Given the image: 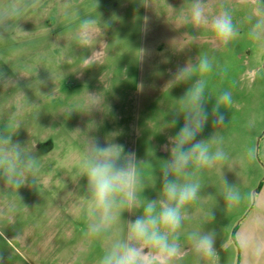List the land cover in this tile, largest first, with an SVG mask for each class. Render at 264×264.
<instances>
[{
  "label": "rangeland",
  "instance_id": "rangeland-1",
  "mask_svg": "<svg viewBox=\"0 0 264 264\" xmlns=\"http://www.w3.org/2000/svg\"><path fill=\"white\" fill-rule=\"evenodd\" d=\"M150 3L145 7L142 0H41L19 22L22 30L0 42V72L8 76L7 83L0 85V131L7 128L15 134L14 141L26 144L39 169L36 188L19 189L21 201L0 181V264H98L104 243L85 236L87 218L81 208L86 181L79 179V165L85 138L96 137L101 143L111 139L134 151L144 161L140 165L143 195L156 199L161 185L155 176H160L162 161L168 158L162 146L182 126L183 117L175 127L165 128L164 122L173 120L176 100L190 86V82L167 86L177 69L198 56L214 57L211 72L193 69L190 75L206 81L208 110L220 92L229 91L233 102L222 109L231 114L244 106L245 90L258 78L257 66L263 73L264 47L248 36V17L264 8L259 0H205L209 18L223 10L233 14L239 34L227 47L214 39L210 25L194 27L189 22L191 0ZM86 17L97 21L96 39L90 47H81L75 33ZM36 80L45 82L39 90ZM87 93L97 94L99 108L88 111ZM216 174L214 221L210 223L200 206L206 191L201 179V199L188 206L185 230L214 228L218 264H227L231 254L238 256L235 229L244 216L231 218L249 212L257 185L235 183L254 198L230 206ZM140 212H125L122 218L135 219ZM125 228L123 223L117 225L113 238L123 235ZM181 241L187 247L183 236ZM190 259L181 264H190Z\"/></svg>",
  "mask_w": 264,
  "mask_h": 264
},
{
  "label": "clouds",
  "instance_id": "clouds-1",
  "mask_svg": "<svg viewBox=\"0 0 264 264\" xmlns=\"http://www.w3.org/2000/svg\"><path fill=\"white\" fill-rule=\"evenodd\" d=\"M259 2L264 5V0ZM142 3L145 7L152 6L150 0H142ZM40 5L41 0H0V42H5L14 31L22 30L19 22L29 10ZM67 7V4L62 5L63 9ZM168 7L173 9L170 5ZM186 18L194 27L210 25L214 39L224 47L239 34L232 12L223 10L209 18L205 0H191ZM248 23L249 38L264 47V8L255 9L248 17ZM96 24L92 17L80 20L75 33L79 46H91L96 39ZM187 35L193 41L197 38L193 34ZM91 58L85 57L86 60ZM213 61L214 57L207 54L198 56L194 63L178 68L167 85L190 82L184 95L176 100L178 108L174 110L173 120L164 122L165 128L175 127L177 119L183 117L182 126L174 135H169L167 143L162 146L168 158L162 161L160 176H155V182L159 179L161 185L156 199L143 195L146 187L140 165L144 161L138 160L134 151H126L123 145L111 139L101 143L96 137L85 138L84 155L79 165V179L86 181L81 208L87 218L85 236L104 243L98 264H181L189 256L190 264H218L216 230L205 226L185 230V221L190 218L188 206L201 199L202 173L215 170L219 174L223 199L230 206H237L244 199L251 200L254 194L242 193L237 184L228 181L223 165L230 156L224 149V138L219 132L213 131L207 139H197L209 123L210 116L214 129L224 124L222 106L233 102L231 93L222 91L209 112L206 81L193 79L190 75L193 69L202 74L211 72ZM7 81V74L0 72V85ZM43 83L36 80L38 90ZM87 97L88 111L99 108L97 94L87 93ZM14 135L7 128L0 131V181L20 200L17 195L19 189L25 186L36 188L39 169L37 157L26 144L14 141ZM110 135L115 137L118 133ZM256 156V148L246 150L249 162ZM136 209H142V212L135 219L122 218L125 212L135 215ZM209 221H214L213 212L209 213ZM121 223L126 225L124 234L113 238L115 227ZM182 236L187 247L181 241Z\"/></svg>",
  "mask_w": 264,
  "mask_h": 264
},
{
  "label": "crops",
  "instance_id": "crops-1",
  "mask_svg": "<svg viewBox=\"0 0 264 264\" xmlns=\"http://www.w3.org/2000/svg\"><path fill=\"white\" fill-rule=\"evenodd\" d=\"M222 63L224 65L226 61ZM260 72V66H257V81L254 80V84L245 90L247 94L242 98L244 106L239 108L240 112L231 114L227 109H222L224 124L214 129L210 116L209 123L202 132L204 136L201 134L197 137L207 139L213 131L219 132L224 138V149L230 156L223 165L227 179L232 180L229 182L257 185V190L254 186L255 199L249 212L243 211L231 218L236 221L239 216H244V220L235 229L238 256L231 254L227 258V264H234V258L237 260L236 264H264V70L262 74ZM248 148L257 149L254 161L249 162L246 158ZM215 173V170H205L201 175V179H205L206 191L205 202L200 206L205 208L207 216L214 210ZM216 176L220 178L218 173ZM248 208L249 206L246 207Z\"/></svg>",
  "mask_w": 264,
  "mask_h": 264
}]
</instances>
